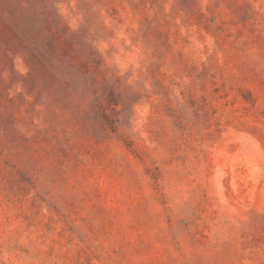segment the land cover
Returning <instances> with one entry per match:
<instances>
[{
	"label": "rangeland",
	"instance_id": "rangeland-1",
	"mask_svg": "<svg viewBox=\"0 0 264 264\" xmlns=\"http://www.w3.org/2000/svg\"><path fill=\"white\" fill-rule=\"evenodd\" d=\"M229 1L162 37L0 0V264H264V0Z\"/></svg>",
	"mask_w": 264,
	"mask_h": 264
},
{
	"label": "trees",
	"instance_id": "trees-1",
	"mask_svg": "<svg viewBox=\"0 0 264 264\" xmlns=\"http://www.w3.org/2000/svg\"><path fill=\"white\" fill-rule=\"evenodd\" d=\"M71 0H69L70 2ZM85 4L91 9L93 1L84 0ZM100 1L101 9L99 14H103L104 20H109L105 29L114 32L121 31V27L124 23L121 19L122 15L130 13V7L135 5L137 11L141 13V21L145 23V33L154 32L158 33L162 37H169L171 34L177 35L179 26L175 23L177 17L184 12L188 13L194 22L199 19V23L202 24V28L196 23L191 25L196 28V31L207 34V28L214 27V31L219 35L227 32V26L225 23L226 15L222 21H218L220 15H223V9H220V4L227 0H207L205 4H202L204 0H97ZM247 1V0H242ZM91 3V5H90ZM58 8V3H54ZM231 1L228 0L226 7L229 8ZM218 21V22H217ZM69 21H67L68 23ZM67 31L69 28L63 26ZM172 29L175 31L172 32ZM131 29L127 28L125 32H130ZM227 35H224V37ZM226 38V37H225ZM63 39V38H62ZM60 49L69 54L66 49V41L63 39L62 43H59L58 37L56 38ZM86 67V66H84Z\"/></svg>",
	"mask_w": 264,
	"mask_h": 264
}]
</instances>
